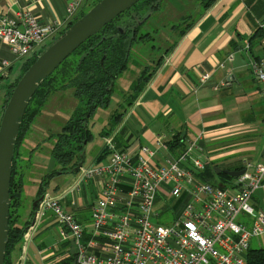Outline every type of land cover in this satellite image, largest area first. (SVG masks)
<instances>
[{
    "label": "built area",
    "instance_id": "1",
    "mask_svg": "<svg viewBox=\"0 0 264 264\" xmlns=\"http://www.w3.org/2000/svg\"><path fill=\"white\" fill-rule=\"evenodd\" d=\"M82 1H67L63 23H41L26 9L15 19L0 11V43L7 45L15 60L40 55L48 41L74 22ZM231 60V56L226 58V62ZM8 66L2 61L0 72ZM248 68L264 103V56L250 58ZM210 80V74L200 72L197 87ZM114 138L115 133L104 138L103 148L109 153L105 163L81 164L71 187L40 197L18 264L24 263L26 247L48 214L57 223L59 243L70 246L67 251H73L76 264L245 263L252 241L264 236V211L253 205L258 191L264 195V152L258 163L242 159L243 173L220 188L196 176L208 164L200 137L188 142L177 156L162 161L157 156L166 146L164 136L156 137L153 148L142 146L136 154L118 151ZM90 182L95 196L88 204L89 232H85V224L67 202L72 207L75 195ZM182 195L187 203L170 221H164L161 213L168 200ZM85 233L89 235L86 241Z\"/></svg>",
    "mask_w": 264,
    "mask_h": 264
},
{
    "label": "crops",
    "instance_id": "2",
    "mask_svg": "<svg viewBox=\"0 0 264 264\" xmlns=\"http://www.w3.org/2000/svg\"><path fill=\"white\" fill-rule=\"evenodd\" d=\"M67 1L0 0V11L15 19L18 12L26 9L41 23L54 20L63 23ZM178 1L165 0L163 8L167 4L174 7ZM181 1L185 3L177 5L180 9L186 4L192 8L194 14L188 12L185 17L193 24L180 36L177 28L182 18L179 15L178 22L169 28L172 50L168 51V46L158 56H150V64L156 69L116 128V149L136 154L142 146L153 148L157 136H164L165 143L173 137L182 140V148L178 151L170 152L167 146L159 151L157 160L162 161L175 157L188 142L200 137L203 158L208 160L206 167L240 171L242 159L258 163L264 152V103L260 86L248 68L250 58L264 56V0H216L202 14L199 0ZM91 2L83 0L75 18L85 12ZM196 7L200 10L194 11ZM230 56L232 60L226 62ZM2 61H7L9 66L0 72V83L11 77L17 62L7 45L0 43V63ZM157 61L160 62L158 66ZM200 72L210 74L211 80L198 88ZM121 79L116 82L118 96L124 93L118 89ZM215 143L218 145L214 146ZM106 161L107 157L99 163ZM221 173L215 171L216 175ZM91 184L84 186L80 195H75L72 207L70 201L67 202L68 209L81 217L85 232H89L91 210L88 204L95 196ZM212 184L219 186L221 181L215 178ZM257 197L264 198L263 193L258 191L254 195L253 205L264 211V202L260 205ZM180 209L167 207L164 211L172 219ZM171 213L175 215L172 217ZM88 238L85 233L84 241ZM69 248L59 243L57 223L48 214L26 247L23 264H73ZM21 254L22 251L18 256Z\"/></svg>",
    "mask_w": 264,
    "mask_h": 264
},
{
    "label": "trees",
    "instance_id": "3",
    "mask_svg": "<svg viewBox=\"0 0 264 264\" xmlns=\"http://www.w3.org/2000/svg\"><path fill=\"white\" fill-rule=\"evenodd\" d=\"M99 1L92 0L89 9ZM199 1L202 14L216 0ZM164 4L165 0H141L137 2L82 43L36 89L25 110L13 150L9 186L8 241L3 264H16V259L22 251L26 228L37 207L36 205L33 208V203L45 193L52 178L68 172L77 173L78 166L83 163L82 153L84 147L91 138L88 128L89 120L95 115L97 110H105L110 105L111 98L118 93L116 82L123 77L125 72L129 71L130 65H141V61L139 62L135 59V56L138 59L139 57L135 55L134 49L153 40L151 34L152 32L155 33L156 29L149 30L146 27L151 20H154L153 16L160 13ZM84 14L85 12L81 13L80 17ZM185 21L187 22L180 28V36L193 24L189 18ZM173 47L174 45L168 47L167 50H172ZM38 56L39 54L27 58L19 76L7 86L0 109V118L7 103L6 98L10 96L21 75ZM158 64L160 62H157L156 66ZM149 65H142L144 68L129 86L128 94H121L126 105L119 104L118 106L121 110H116L110 115L107 126L101 132L103 138L116 132L115 130L121 123L126 111L152 78L156 68L150 71ZM59 92H70L72 99L76 101L75 108L69 118L60 126L58 133L49 135L40 143H37L34 148L31 147V149L27 150V143L25 142H27L29 135L32 134V129H36L34 126L37 123V119L44 111L48 100ZM175 139L176 137H173L166 143L170 152H175L182 148V140ZM42 142L51 143V148L48 151L52 158L53 166L51 171L44 174L40 179L35 197L30 203L29 209H26V205L23 203L25 198L24 189L26 183L32 181V177L26 178V172L23 170V157L28 155L27 159L29 160L33 155L30 153L37 152L43 148L41 147L43 146ZM23 150H27V152ZM108 154L107 150L103 148L96 156L95 162H101ZM25 167L27 166L25 165ZM29 167H31L30 164ZM215 168L207 166L204 171L196 174V176L202 182L220 188L227 187L233 183L234 178L223 173L216 175ZM215 178L221 181L219 186L212 184ZM57 192H59L58 186L54 188L52 194ZM187 201L188 198L182 196L170 204L168 202L166 206L176 209L182 207ZM174 215L175 213H171L172 217ZM80 221L83 223L82 219ZM72 252L70 260L73 264H76ZM244 264H264V249L250 247L245 255Z\"/></svg>",
    "mask_w": 264,
    "mask_h": 264
},
{
    "label": "rangeland",
    "instance_id": "4",
    "mask_svg": "<svg viewBox=\"0 0 264 264\" xmlns=\"http://www.w3.org/2000/svg\"><path fill=\"white\" fill-rule=\"evenodd\" d=\"M198 2V1H197ZM181 3H185L184 1H178L176 4L167 7L165 5L164 8L161 9L158 15L153 16L154 20H151L148 23L146 28L149 30L156 29V32H152L153 40L149 43H146L142 46H137L135 48V55L139 57V59L135 56L139 62L141 61L140 66H133L130 65L129 71L123 74L122 79L119 81L118 89L123 90L124 93L128 94L129 92V85L131 81L135 80L142 69L144 68L145 64H150L151 58L154 56H158L161 54L165 48L171 45L172 37H170V26L174 23L178 22L179 17L182 18L181 26L177 28L178 30L184 26L186 23V15L188 12L191 14L193 12L191 7H188V4L183 6L181 9L177 7V5H181ZM200 10L199 7L194 8L195 10ZM86 10V11H85ZM84 11L85 13L89 10L86 8ZM185 10V11H184ZM177 11H182L181 14H178ZM194 14V13H192ZM180 15V16H179ZM184 17V18H183ZM80 18V15L74 19V22ZM185 21V22H184ZM174 33V32H173ZM61 35V34H60ZM59 35V36H60ZM58 36V37H59ZM264 40V38H263ZM52 41H48L46 46L49 45ZM264 48V47H263ZM43 51V50H42ZM41 51V52H42ZM149 53V54H148ZM151 56V58H150ZM148 61V62H147ZM24 62V59L17 60L13 70L11 71V77L9 79L3 80L0 83V109L3 102L4 94L7 90V86L14 80L15 77L19 76L21 73V66ZM144 64V66H142ZM153 65L150 64V71H153ZM120 93V92H119ZM122 94V93H121ZM123 97L115 95L111 98L110 105L105 110H97L95 115L91 117L88 122V128L91 134L90 140L86 143L82 156L83 163L82 166H87L91 163H94L96 156L104 147V138L101 135L103 129L107 126L108 119L114 111H120L119 104L126 105V102L123 101ZM76 101L72 99L70 92H59L54 94L47 102V105L42 112L41 116L37 119V123H35V128L32 129V134L29 135L27 139V147L26 149L29 150L31 147L37 143H40L43 139L47 138L49 135L58 133L60 131V126L69 118L73 109L75 108ZM43 143V142H42ZM42 149H39L37 152L30 153L33 154L30 159L28 160V155H24L23 157V170L26 172V178H31L32 181L29 183L27 182L24 189V201L23 203L26 205V209H29V205L35 197L37 192L38 184L42 176L51 171L53 166L52 158L49 154V148H51V143H43ZM217 146L218 143L213 144ZM27 150H23L24 152ZM27 167H25V165ZM29 164L31 167L28 168ZM77 177L76 172H68L61 176H56L52 178L47 186V190L45 192L52 194L54 188L56 186L59 187V192L66 191L69 187H71L74 183V180ZM25 178V179H26ZM258 202L261 205L264 202L263 197H257ZM175 201V199L168 200V204ZM23 211V210H22ZM164 211V210H163ZM161 213V218L164 221H170L171 217H169L168 213ZM160 221V222H164ZM153 222H156L155 220ZM251 247L253 248H263L264 249V236L255 239L251 243Z\"/></svg>",
    "mask_w": 264,
    "mask_h": 264
},
{
    "label": "water",
    "instance_id": "5",
    "mask_svg": "<svg viewBox=\"0 0 264 264\" xmlns=\"http://www.w3.org/2000/svg\"><path fill=\"white\" fill-rule=\"evenodd\" d=\"M139 1L141 0H100L97 2L83 16L70 23L58 38L45 47L21 75L10 96L6 98L7 103L0 118V264L4 262L8 241L9 186L13 150L30 99L42 81L82 43ZM80 166L81 164L78 168ZM215 171L233 178L243 173V171L232 172L219 169H215ZM39 200L40 198L34 201L33 208Z\"/></svg>",
    "mask_w": 264,
    "mask_h": 264
},
{
    "label": "flooded vegetation",
    "instance_id": "6",
    "mask_svg": "<svg viewBox=\"0 0 264 264\" xmlns=\"http://www.w3.org/2000/svg\"><path fill=\"white\" fill-rule=\"evenodd\" d=\"M157 60V59H156ZM158 62V61H157Z\"/></svg>",
    "mask_w": 264,
    "mask_h": 264
}]
</instances>
